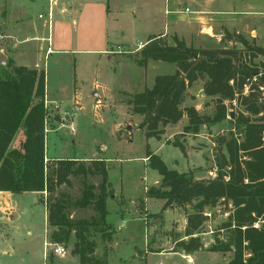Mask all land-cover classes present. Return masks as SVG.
<instances>
[{
  "label": "rangeland",
  "instance_id": "1",
  "mask_svg": "<svg viewBox=\"0 0 264 264\" xmlns=\"http://www.w3.org/2000/svg\"><path fill=\"white\" fill-rule=\"evenodd\" d=\"M48 1L12 0L15 6H25L31 18L23 16L21 10L14 9V4L12 6L0 1V33L10 37L0 43V64L5 66L11 60L16 65L26 64L32 68L46 70V97L49 102L46 152L48 159L52 160L48 161L49 167L55 164V160L108 159L110 162L107 167L112 196L108 199V222L111 224L110 235L113 238L111 244L114 251L105 255L108 247L104 248L101 234H94L92 240L99 248L97 258H106L109 260L107 264H120V261L127 260L130 255V245L133 242L134 247L143 249L146 236L154 239L170 237L177 243L168 246L176 248L187 247V244L196 248L211 246L215 239L226 241L228 233L223 232L222 228L228 220L232 206L227 205L224 200L219 201L215 207L204 209L203 225L198 231L192 232L193 235L204 239L197 244L179 243L181 238L189 234L187 217L193 213L196 201L185 207L168 208L167 210H171L168 215L163 208L160 213L149 215L145 225V219L148 218L143 211L146 201H149L147 205L151 213L159 212L163 203L161 200L147 197L150 188L160 186L161 177L150 167L146 156L151 151L160 156L169 169L179 173L192 172L196 180L209 181L217 178L218 161L227 156L219 140L228 136L233 129L232 121L235 115L245 113L240 102L235 101L232 106L228 101L225 102L227 120L221 124L204 127L205 138L183 132L189 121L186 115L176 124L161 125L158 135L147 136L145 130L140 128L142 119L133 113L129 105V101L136 94L153 87L156 76L176 72L175 65L165 62L150 61L146 67L139 66L136 60L140 44H144L150 35L157 32L168 33L172 30L171 23L176 18L186 19L192 16L189 11L185 12V6L194 10V4H202L206 0H188L176 7L173 5L175 0H105L110 10L119 18L118 30L108 28V38L103 18L97 13L80 22L78 14L72 13L69 1L53 0L57 2L54 7L53 34L62 35V43L57 48H63L67 52H53L47 55L43 52L38 57L35 42L27 41L33 33L29 25L32 21H39L38 15L41 12L48 11ZM229 4L236 6V0H230ZM214 7L223 11L221 3L215 4ZM64 8L67 10L65 15L61 14ZM173 8L179 12L169 15L167 11ZM133 9L137 10V14L133 13ZM225 17L240 16L226 14ZM64 23L66 27L62 26ZM200 29H193L191 33L183 32L185 38L181 39L186 42L188 48L236 51L239 63L259 71L243 88V95H249L256 80L264 75V38L257 43L249 34H237L235 27L221 31L219 26H215L214 33L210 35L199 34ZM239 36L247 41L252 50L238 41ZM163 38L169 45H174L175 36L171 31ZM118 47L129 53H109L117 51ZM102 48L109 52H83L99 51ZM36 58L39 59V67H36ZM216 101L217 98L205 95L204 81L198 80L187 90L183 108L195 107L201 115L211 117L216 111ZM61 114L68 115L65 124L68 126L73 123L74 132L69 127L62 128ZM231 114L234 115L233 118ZM128 128H132L133 133ZM21 140L23 137L17 142L18 147ZM178 144L183 146L185 154L175 147ZM90 163L88 161L87 165ZM83 179L81 176L71 177L72 185H62L57 193L65 192L73 202L76 201L80 196ZM101 180L99 175L87 179L97 187ZM10 201L14 207L11 216L6 217L5 214L9 211L4 207V215L0 213V264H80L76 257H69L68 254L64 257L58 256L55 253L56 246L51 245L52 232L47 224L51 202L49 195L12 194ZM119 209L131 210L132 218L139 221L135 222L132 228L122 225ZM71 212L74 219L91 220L96 215L92 207L72 208ZM156 220L159 222L156 223ZM75 242L73 237L69 245L60 246L72 251ZM152 245L145 246L150 251Z\"/></svg>",
  "mask_w": 264,
  "mask_h": 264
},
{
  "label": "trees",
  "instance_id": "2",
  "mask_svg": "<svg viewBox=\"0 0 264 264\" xmlns=\"http://www.w3.org/2000/svg\"><path fill=\"white\" fill-rule=\"evenodd\" d=\"M238 41L251 49L242 36ZM150 61L175 65L176 72L156 76L153 87L129 101L133 113L142 119L140 128L147 136L158 135L161 125L176 124L185 115L189 121L183 132L197 136L204 127L227 120L226 101L231 106L239 101L245 113L235 115L233 129L219 140L227 156L218 161L215 179L200 181L192 172L171 170L160 156L149 151L148 163L159 173L161 184L150 188L147 197L165 201L164 210L196 201L193 213L187 217V236H193L192 232L203 225L206 207H215L224 200L232 206L222 228L228 233L227 240L215 239L208 251L233 253L230 264H264V75L245 96L244 86L259 71L239 63L238 52L188 48L178 37L173 46L162 36L150 38L140 49L136 62L146 67ZM198 80L204 81L207 97L217 98L211 117L201 115L195 107L183 108L187 90ZM46 87L45 69L16 65L11 60L5 66L0 64V192L49 195L47 224L52 232L51 244L69 245L75 237L72 255L78 257L80 264H106V258H97V244L92 237L101 234L104 243L112 240L108 224V199L112 196L108 167L104 160H93L89 165L77 160H57L49 167ZM21 133V145L12 147ZM175 147L186 153L181 144ZM96 175L102 178L98 187L87 181ZM79 176L84 179L76 201L65 192L57 193L62 185H72L71 177ZM89 207L95 211V217L74 219L72 208Z\"/></svg>",
  "mask_w": 264,
  "mask_h": 264
},
{
  "label": "crops",
  "instance_id": "3",
  "mask_svg": "<svg viewBox=\"0 0 264 264\" xmlns=\"http://www.w3.org/2000/svg\"><path fill=\"white\" fill-rule=\"evenodd\" d=\"M1 2H6L9 5H12V0H0ZM35 2L36 0H31ZM62 1H69L71 5V9L73 10V14H78L79 21L82 22L86 18L92 17L94 13H97L99 16L103 18L104 21V28L106 32V36L108 38V28H113L114 31H117L119 27L117 25L119 24V18L114 15L113 11L110 10L109 6L107 5L108 2L105 0H62ZM188 0H175L173 5L174 7L181 5L182 3H185ZM191 2L195 0H190ZM230 0H206L204 3H198L194 4L195 9L190 10L187 6H185V12L192 13V16L188 18H176L172 21V30H169L174 34L175 37H183V32L188 31L191 33V30L194 29H200L199 34H209L214 33L215 26H219V29L221 31L224 30H230L231 27H235L237 34H245V35H251L253 39H256V42L259 43L264 38V0H236V6H232L229 4ZM50 2V0L48 1ZM55 2V1H54ZM63 2V3H64ZM233 2V1H232ZM57 4V2H55ZM223 5V11L219 8H215V4ZM13 8H17V10H21V14L23 16H26V18L30 17L27 8L24 6V8H20L18 6H13ZM49 9V7H48ZM47 11V10H46ZM179 11L176 8H173V10L167 11L169 15H176ZM46 12H41V14H45ZM133 13L137 14V10L133 9ZM39 14V15H41ZM61 14H67V10L64 8L62 10ZM222 16H217V15ZM239 15L240 17L233 18V17H225V15ZM38 15V20H39ZM31 18V17H30ZM79 22V23H80ZM76 23V20H75ZM32 27V36L27 39V41L35 42V46L38 48L37 56L39 57L43 52L45 54H52L53 52H67L64 51V49L57 48L61 45V41L63 40L62 35L52 34V44L49 46V43L46 41V39L49 37V34L47 32V27L45 21H32L31 25ZM62 26L66 27V24H62ZM254 26V27H253ZM6 28V27H5ZM8 28V27H7ZM203 30V31H202ZM167 32H157L153 35H150L148 40L144 44H140L142 46L139 47V49H142L145 44L149 41L152 37H165L169 34ZM47 32V33H46ZM45 34V35H43ZM47 34V35H46ZM59 34V33H58ZM184 41V40H183ZM41 43H44L41 44ZM46 44V45H45ZM140 51V50H139ZM83 52H102L106 53L109 52L108 50H104V48L100 49L99 51H92V50H83ZM37 59V65L39 67V59ZM20 66H26L29 68H32L28 65L21 64ZM142 93V92H141ZM97 95V93H95ZM94 94V95H95ZM47 96V93H46ZM97 97V96H96ZM47 101V97H46ZM63 116V114H61ZM202 138H205V134L202 130V132L199 134ZM198 135V137H199ZM24 138L23 134L21 133L18 135V137L14 140L12 143V147L17 148V142L20 141L21 138ZM22 141V140H21ZM147 158V156H146ZM46 159L48 161H52L48 159L47 152H46ZM57 161V160H55ZM81 162H85L86 164L88 161L93 160H77ZM106 162V165L110 162H108V159L104 160ZM146 161V160H145ZM148 162V158H147ZM110 182V180H109ZM161 183V182H160ZM28 194V193H25ZM38 195H44L39 193H33ZM12 193L8 192H0V213L4 215L3 213V207L9 211V213L5 214L7 216H11L12 212L11 210H14L13 204L10 201ZM153 199V198H149ZM159 200V199H156ZM163 201V200H161ZM149 202V201H148ZM146 201V208L143 210L146 212V216L148 217L145 219V225L148 223L149 215H154L160 213L165 205V201L160 205V211L157 213H151L150 208L148 207ZM7 207V208H6ZM121 212V219L123 221L124 226L128 225V228H132L134 226L135 222H138L139 220L136 218H132L131 213L132 211H127L119 209ZM171 210H166L165 214ZM170 213V212H169ZM172 213V212H171ZM188 219V218H187ZM159 220H156V223H158ZM108 224L111 226V224L108 222ZM122 225L119 226V229L122 228ZM113 226V225H112ZM114 227V226H113ZM111 231V229H110ZM201 237H198L197 235L193 236H184L179 240V243H192L197 244L200 242ZM113 241V238L110 242L105 243L104 248L106 249V246L108 247V253H112L113 246L111 242ZM174 242L170 237L166 238H149L146 236L144 238V245L143 249L139 247H134L135 242H133L130 247V255L126 258L127 260L120 261V264H230L231 263V254H225V253H216V252H210L208 249L212 246L209 245H203L199 248L191 247L189 244H187V247H173L168 246L169 244H173ZM177 241L174 243L176 244ZM149 244H153L151 250L146 248L145 245L149 246ZM112 246V248H111ZM145 246V247H144ZM209 246V247H208ZM99 248H96V255H98ZM68 250L69 257H76L72 255V251ZM78 259V257H76ZM79 260V259H78ZM140 260V262H138ZM80 262V261H79ZM109 263V260H107L106 264Z\"/></svg>",
  "mask_w": 264,
  "mask_h": 264
},
{
  "label": "built area",
  "instance_id": "4",
  "mask_svg": "<svg viewBox=\"0 0 264 264\" xmlns=\"http://www.w3.org/2000/svg\"><path fill=\"white\" fill-rule=\"evenodd\" d=\"M55 6H56V3L53 0H50L48 11L45 14L39 15V20H41V21L43 20L46 23L47 32L49 34V37L46 39V41L49 43V46L52 44L53 21H54V7ZM8 39H10V37H8L7 35H5L3 33H0V43L5 42ZM140 46H142V45H140ZM109 53H118V54H121L122 53L123 54V53H129V52L122 51L121 47H118V50L117 51H112V52L110 51ZM261 90H264V88H261ZM45 106H46V108H48V106H49V102L46 101V99H45ZM67 116H68L67 114H65V115L63 114V116L61 117V126H62V128L63 127H66V128L69 127L70 130L72 132H74L75 129H74L73 123H71L68 126L65 124V122L67 121V118H66ZM45 132L48 133L47 128H45ZM46 162H48L47 159H46ZM256 227H258V225H256ZM51 245H53V244H51ZM54 246H56L55 253L58 256L64 257L65 255H67L68 250H67L66 247H63V246H60V245H54Z\"/></svg>",
  "mask_w": 264,
  "mask_h": 264
},
{
  "label": "water",
  "instance_id": "5",
  "mask_svg": "<svg viewBox=\"0 0 264 264\" xmlns=\"http://www.w3.org/2000/svg\"><path fill=\"white\" fill-rule=\"evenodd\" d=\"M2 61H3V59L1 60V63H3ZM95 96H96V94H95ZM231 117L233 118V117H234V115H233V114H231ZM128 129H129V131H130L131 133H133V130H132V128H128Z\"/></svg>",
  "mask_w": 264,
  "mask_h": 264
}]
</instances>
